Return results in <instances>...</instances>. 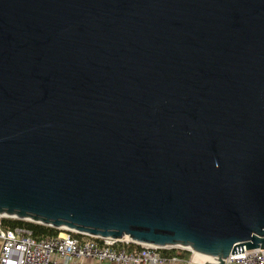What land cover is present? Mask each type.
I'll use <instances>...</instances> for the list:
<instances>
[{
  "label": "water",
  "instance_id": "95a60500",
  "mask_svg": "<svg viewBox=\"0 0 264 264\" xmlns=\"http://www.w3.org/2000/svg\"><path fill=\"white\" fill-rule=\"evenodd\" d=\"M0 217L264 249V0H0Z\"/></svg>",
  "mask_w": 264,
  "mask_h": 264
},
{
  "label": "built area",
  "instance_id": "2783aa9c",
  "mask_svg": "<svg viewBox=\"0 0 264 264\" xmlns=\"http://www.w3.org/2000/svg\"><path fill=\"white\" fill-rule=\"evenodd\" d=\"M1 219V217H0ZM60 230L57 236L36 240L24 227L4 228L0 222V264H78L93 259L107 264H203L205 259L187 248L158 247L130 239H78ZM178 250L174 254L163 253ZM229 254L224 264H264V249ZM185 251L188 256H182Z\"/></svg>",
  "mask_w": 264,
  "mask_h": 264
},
{
  "label": "trees",
  "instance_id": "16d2710c",
  "mask_svg": "<svg viewBox=\"0 0 264 264\" xmlns=\"http://www.w3.org/2000/svg\"><path fill=\"white\" fill-rule=\"evenodd\" d=\"M1 225L4 228H16V227H24L27 228L31 232V236L36 240L48 238V237H55L60 232L59 229L49 227L46 225H41L37 223H31L28 221H22L17 219H10V218H1L0 219ZM73 237L81 239L84 236L80 234L71 233ZM178 250H172L170 252L163 251V253L174 254ZM182 256H188L189 253L185 251H179Z\"/></svg>",
  "mask_w": 264,
  "mask_h": 264
},
{
  "label": "crops",
  "instance_id": "0c3cea01",
  "mask_svg": "<svg viewBox=\"0 0 264 264\" xmlns=\"http://www.w3.org/2000/svg\"><path fill=\"white\" fill-rule=\"evenodd\" d=\"M0 246H1V240H0ZM78 264H107L102 262L94 261L93 259H83Z\"/></svg>",
  "mask_w": 264,
  "mask_h": 264
}]
</instances>
